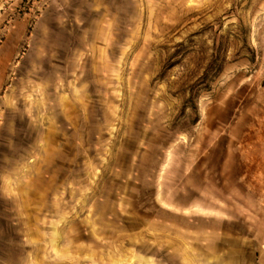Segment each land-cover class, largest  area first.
<instances>
[{
    "label": "rangeland",
    "instance_id": "rangeland-1",
    "mask_svg": "<svg viewBox=\"0 0 264 264\" xmlns=\"http://www.w3.org/2000/svg\"><path fill=\"white\" fill-rule=\"evenodd\" d=\"M0 264H264V0H0Z\"/></svg>",
    "mask_w": 264,
    "mask_h": 264
}]
</instances>
